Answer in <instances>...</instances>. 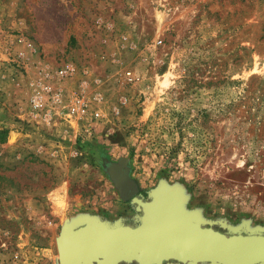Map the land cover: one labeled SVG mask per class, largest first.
Instances as JSON below:
<instances>
[{
	"label": "rangeland",
	"instance_id": "1",
	"mask_svg": "<svg viewBox=\"0 0 264 264\" xmlns=\"http://www.w3.org/2000/svg\"><path fill=\"white\" fill-rule=\"evenodd\" d=\"M40 83L64 96L33 109ZM81 89L99 119L68 112ZM117 167L264 230V0H0V264H57L63 223L132 210Z\"/></svg>",
	"mask_w": 264,
	"mask_h": 264
},
{
	"label": "water",
	"instance_id": "2",
	"mask_svg": "<svg viewBox=\"0 0 264 264\" xmlns=\"http://www.w3.org/2000/svg\"><path fill=\"white\" fill-rule=\"evenodd\" d=\"M111 173L135 222L71 218L55 237L57 264H264V230L221 231L183 207L179 187L160 182L144 199L122 168Z\"/></svg>",
	"mask_w": 264,
	"mask_h": 264
},
{
	"label": "built area",
	"instance_id": "3",
	"mask_svg": "<svg viewBox=\"0 0 264 264\" xmlns=\"http://www.w3.org/2000/svg\"><path fill=\"white\" fill-rule=\"evenodd\" d=\"M73 72L74 66L71 64H65L64 66L55 68L54 71H50L49 68L44 69L43 74L45 78L52 76V74H55L57 76V80L60 81L61 79H64L65 77L73 74ZM63 92L64 89L62 85H57L56 87L51 88V86L47 83H40L30 96L29 102L31 103L33 109H40L42 107V104L49 99H51L53 103L60 101L64 96ZM68 98L69 113L76 114L81 117L87 116L95 120L99 119V112L89 107L88 100L82 89L73 92L71 95H69ZM86 130L88 131V133H91L90 127L86 128Z\"/></svg>",
	"mask_w": 264,
	"mask_h": 264
},
{
	"label": "crops",
	"instance_id": "4",
	"mask_svg": "<svg viewBox=\"0 0 264 264\" xmlns=\"http://www.w3.org/2000/svg\"><path fill=\"white\" fill-rule=\"evenodd\" d=\"M120 210V211H119ZM120 212V213H118ZM91 215H95L98 216L99 218H101L102 220L106 221V222H114L118 219L123 220L126 223H130L133 224L136 220V217L138 215V212L132 208V210L126 208V206H122L120 207H115L107 212H105V210H103V208H99L97 212L94 213H88Z\"/></svg>",
	"mask_w": 264,
	"mask_h": 264
}]
</instances>
